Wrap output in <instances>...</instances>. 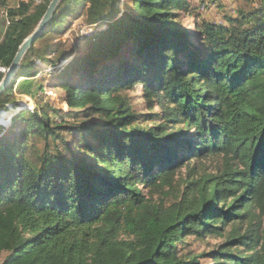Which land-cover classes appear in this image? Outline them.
Masks as SVG:
<instances>
[{
	"label": "trees",
	"instance_id": "16d2710c",
	"mask_svg": "<svg viewBox=\"0 0 264 264\" xmlns=\"http://www.w3.org/2000/svg\"><path fill=\"white\" fill-rule=\"evenodd\" d=\"M49 2L7 11L1 68ZM189 2L59 1L0 95L11 116L0 127L1 264H264V0L185 28ZM81 10L107 32L51 59L49 41ZM46 67L72 124L9 99L15 78ZM135 87L151 113L132 109ZM209 239V251L188 250Z\"/></svg>",
	"mask_w": 264,
	"mask_h": 264
},
{
	"label": "rangeland",
	"instance_id": "374dc122",
	"mask_svg": "<svg viewBox=\"0 0 264 264\" xmlns=\"http://www.w3.org/2000/svg\"><path fill=\"white\" fill-rule=\"evenodd\" d=\"M44 0H5V6L0 5V40L2 39L3 33L7 25V11L9 9H15L20 2L25 4L36 6ZM258 0H190L189 7L186 12L180 14V17L177 21L178 25L181 27H189L192 21H207L216 24H226V19L229 17H235L237 10L241 7H244L246 4H249L251 7L257 5ZM119 8H122V0H118ZM112 13V11H110ZM83 10L79 12L76 16L77 19L73 21V18H69L67 24H64L59 30L58 35L54 36L49 43H55L56 53L51 59L62 60L67 56H80L86 50L92 46V38L95 37L99 39L101 34L107 32V24L103 23L96 27V31L93 35H86L88 31L84 30L85 18ZM95 30V29H94ZM43 43L39 42L36 44L37 48H40ZM64 61V60H63ZM56 68H47L45 69L46 73L33 74V76L15 78L13 81V87L10 91V101H13V105H21V107H26L28 109H39L40 107H50L58 110L63 116V121L72 124L70 116L66 114L69 113L67 106L61 102L64 92L57 86L56 82L52 83L51 78L57 75ZM6 73V69L0 67V74L3 76ZM14 75L11 80H13ZM3 78V77H2ZM41 87L42 91H39ZM126 95L130 98L132 109L138 114H147L151 113L145 108V102L142 98V92L139 87H135L126 92ZM11 107V105L9 106ZM12 109V108H11ZM15 111V109H13ZM157 110L154 109L152 113H155ZM66 113V114H64ZM6 116L9 118L10 111L3 115L1 112L0 123L6 124ZM59 117V116H58ZM58 121V120H57ZM39 144V143H38ZM216 160L210 162L205 161L207 169L215 167ZM218 240L209 239L207 242L203 243H192L188 250L192 253L200 254L209 251L212 249L213 245ZM208 243V244H206ZM4 254H0V264L4 258ZM201 264H210L208 260H200Z\"/></svg>",
	"mask_w": 264,
	"mask_h": 264
},
{
	"label": "water",
	"instance_id": "95a60500",
	"mask_svg": "<svg viewBox=\"0 0 264 264\" xmlns=\"http://www.w3.org/2000/svg\"><path fill=\"white\" fill-rule=\"evenodd\" d=\"M60 0H50L49 4L47 5L46 11L44 15L42 16L41 20L39 21L37 27L35 30L21 43V45L18 47L17 52L6 70L5 75L3 76L2 80L0 81V95L3 93L7 85L9 84L12 76L14 75L21 59L23 58L24 54L26 51L29 49L35 38L42 32L43 28L46 26L48 23L49 19L51 18L53 12L55 11L58 3ZM95 29V30H94ZM96 31V27H92V32L90 35H93L94 32ZM0 109V113H1ZM7 122L6 124L9 123V117L6 116ZM6 124H1L0 127H4Z\"/></svg>",
	"mask_w": 264,
	"mask_h": 264
},
{
	"label": "built area",
	"instance_id": "2783aa9c",
	"mask_svg": "<svg viewBox=\"0 0 264 264\" xmlns=\"http://www.w3.org/2000/svg\"><path fill=\"white\" fill-rule=\"evenodd\" d=\"M229 2V0H227ZM84 30L88 31V33H85L86 35H89L92 32V27L90 26H84Z\"/></svg>",
	"mask_w": 264,
	"mask_h": 264
},
{
	"label": "bare ground",
	"instance_id": "6f19581e",
	"mask_svg": "<svg viewBox=\"0 0 264 264\" xmlns=\"http://www.w3.org/2000/svg\"><path fill=\"white\" fill-rule=\"evenodd\" d=\"M0 118H1V113H0Z\"/></svg>",
	"mask_w": 264,
	"mask_h": 264
}]
</instances>
